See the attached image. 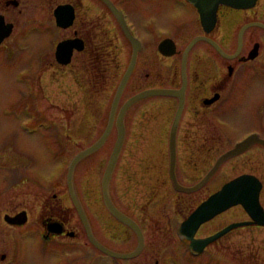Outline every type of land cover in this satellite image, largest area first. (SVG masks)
I'll return each instance as SVG.
<instances>
[{
	"label": "flooded vegetation",
	"instance_id": "obj_1",
	"mask_svg": "<svg viewBox=\"0 0 264 264\" xmlns=\"http://www.w3.org/2000/svg\"><path fill=\"white\" fill-rule=\"evenodd\" d=\"M153 16L163 21L144 29L141 22ZM46 17L57 32L42 28ZM19 31L54 42L51 57L58 73L49 80L58 96L52 105L68 112L72 134L37 141L56 165L67 158L68 143H77L76 132L97 121L94 110L103 111L110 92L111 106L128 70L115 111L125 130L112 173L120 191L112 196V179L109 191L115 208L135 228L106 207L102 174L97 196L90 198L91 185L78 175L89 167L82 163L87 157L74 168L71 191L67 167L61 175L53 169L46 174L39 170L32 143L6 141L3 146L13 144L16 152L9 161L27 155L24 168L30 167L0 171V264H264L255 257L264 246H253L264 242V224L241 204L201 221L192 238L178 232L196 208L240 175L251 177L248 189L259 185L264 220V0L245 8L218 3L208 24L189 0H0V60L1 50ZM42 88L41 96L50 99L49 88ZM60 93L68 95L67 104ZM139 93L148 94L121 115L124 104ZM113 132L116 140L115 122L105 142ZM99 135L74 150L69 161ZM232 149L236 152L210 172ZM76 196L97 244L89 238ZM211 211L209 206L204 210ZM235 222L245 223L192 253V239L201 243ZM136 249L131 257L112 255ZM238 255L244 262L236 260Z\"/></svg>",
	"mask_w": 264,
	"mask_h": 264
},
{
	"label": "rangeland",
	"instance_id": "obj_2",
	"mask_svg": "<svg viewBox=\"0 0 264 264\" xmlns=\"http://www.w3.org/2000/svg\"><path fill=\"white\" fill-rule=\"evenodd\" d=\"M152 18L149 23L141 22L140 25L144 26L145 29L148 28V25H158L163 21L158 16H153ZM42 25V28L47 29L50 34L57 32V26L48 17L42 21ZM21 32L19 31L16 36H12L13 39L10 44L1 50L4 55L0 60V171H23L30 167L24 168L30 160L27 155H23L22 157L17 156L15 159V163L17 162L19 166L23 167H10L11 165L13 167L15 163H11L12 158L9 161V156H13L16 152L13 144L9 146L6 144L7 146L4 147L3 142L13 141L17 146L19 142L27 143L28 145L32 143L33 148L39 153V160L37 162L39 170H44V173L47 174L48 170L53 169L54 171H58V175H61L70 162L69 157L72 152L78 147L92 141L103 130L107 122L110 108L109 102L113 93L110 92L109 95H106V100L103 102L105 103L103 111L101 109L94 110V113L97 115V121L92 126L87 127L86 131L76 132L77 143H68L69 148L65 150L67 158H59L56 165L54 159L46 153V147L42 141H37L39 137L45 135H54L52 138L66 139V135L72 134L70 130L71 123L67 120L69 117L68 112L57 109V107L52 105V102L58 96L56 92L57 85L51 83V80H49L50 77L58 73V66L52 64L53 59L51 57L54 42L50 41L51 38L49 40L46 37L42 38L43 36L37 32H25L23 36ZM46 84H49V86L52 84L53 87H45ZM42 87L49 88L46 94H48L50 99L41 96L39 92L43 89ZM59 95L60 99H63L64 103H66L68 95L65 93H60ZM74 95L73 98L78 101L79 95ZM4 106L5 108L3 109ZM91 119L93 120V118ZM129 137H131L130 134ZM114 141L115 133L113 132L99 152L90 154L87 158L85 157L86 160L82 162L83 166L89 167H83L78 172V175L84 179L87 178V183L91 185L89 187L91 199H94L95 194L97 196V178L100 174H103ZM111 179L112 196L114 193L115 196L113 197L116 198L120 190L118 189V192H116L114 185H117V183L113 180V176ZM91 219L96 224L94 219ZM257 241L258 243H254L253 246H264L263 241ZM237 246H241V244H237ZM255 257L264 262V252H258ZM236 260H240L239 263L244 262L242 255L236 256Z\"/></svg>",
	"mask_w": 264,
	"mask_h": 264
},
{
	"label": "water",
	"instance_id": "obj_3",
	"mask_svg": "<svg viewBox=\"0 0 264 264\" xmlns=\"http://www.w3.org/2000/svg\"><path fill=\"white\" fill-rule=\"evenodd\" d=\"M191 3L196 5L201 13V18L204 24L212 23L215 19V11H216V6L218 3H224V4H229L231 6L237 7V8H245V7H250L254 4L256 0H189ZM61 17V15H59ZM58 16V23H60V17ZM62 25V24H61ZM65 25V24H64ZM64 43H60L58 45V50L61 51L63 48ZM65 49V48H64ZM63 49V50H64ZM66 61V60H64ZM62 62V61H61ZM64 63V62H63ZM133 63V59L130 62V66ZM128 70L126 71L122 81L119 83L115 94L113 96L111 106L109 109L108 113V119L107 123L105 125V128L103 129L102 133L99 135V137L92 142L90 145L85 147L84 149L78 151L70 160L68 167H67V183L70 186L71 191H73V174H74V168L76 164L86 156L92 154L96 150H98L102 144L105 142L108 134L110 133V130L112 128L113 123L115 122L116 125V131H117V137L116 140L113 144L112 150L110 152V155L108 157L107 163L105 165V169L103 171L102 177H101V192H102V197L103 201L106 205V207L109 209V211L114 214L116 217H118L120 220H123L132 228H135L134 225L132 224L131 221H129L125 216H123L121 213L118 212V210L115 208L111 196H110V191H109V186H110V180L111 176L117 161V157L119 155L123 138H124V125L122 121V117L119 116L115 119V111H116V106L119 100L120 93L122 91L124 81L127 77ZM148 93H139L137 95H134L131 97L123 106L122 112L125 111V109L136 99L140 98L142 95H146ZM245 144L244 141L240 142L238 145L243 146ZM236 152L235 149L229 150L226 153L222 154L216 161L215 165L211 169L210 172H212L220 163L222 160H224L226 157L229 155H233ZM173 161V158H172ZM208 176V175H207ZM249 176L247 175H240L232 179L231 181L227 182L225 185L222 186V188L215 193H213L207 200L204 201L202 205H200L198 208H196L187 218L185 222L181 225L179 228V233L180 235L186 234L188 238H192L193 236V231L197 227V225L207 219L208 217H211L212 215L222 211L223 209L235 205V204H241L243 205L251 214V216L255 219L256 223L264 224V220H261L260 217H262L263 212L258 200V193H259V185L256 184L255 188H247L246 186L249 185V183H253L250 181ZM197 186V185H195ZM194 189V188H193ZM192 190V189H191ZM188 190V191H191ZM76 206L79 210L80 217L83 220V223L85 225L86 231L89 235L90 240L97 244L95 237L93 236L91 229L89 227L88 221L86 219V216L84 213L81 211L79 208V203L77 201V196L75 198ZM211 207L212 211L210 213H205L204 210L206 207ZM256 210V211H255ZM245 222H235L233 224H230L228 227L223 229L221 232L210 236L205 239H201V243H197V239H192V249L196 248L200 250L199 247H203L206 243L210 242L212 239L220 235L222 232L228 230L229 228L233 226H239L242 225ZM190 228L191 232L186 233L187 229ZM141 245V240L139 242L138 248ZM138 249L132 251V252H126V253H116L112 252V255L114 256H121V257H131L136 254ZM95 263L98 261V259L94 260Z\"/></svg>",
	"mask_w": 264,
	"mask_h": 264
}]
</instances>
